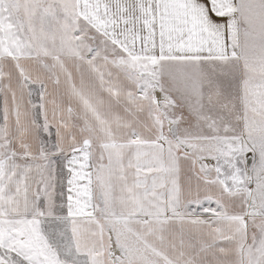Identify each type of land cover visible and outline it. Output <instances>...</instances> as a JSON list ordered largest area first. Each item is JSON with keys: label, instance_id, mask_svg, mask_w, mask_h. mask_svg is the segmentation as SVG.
<instances>
[{"label": "snow or ice", "instance_id": "6c2138e0", "mask_svg": "<svg viewBox=\"0 0 264 264\" xmlns=\"http://www.w3.org/2000/svg\"><path fill=\"white\" fill-rule=\"evenodd\" d=\"M0 264H264V0H0Z\"/></svg>", "mask_w": 264, "mask_h": 264}]
</instances>
